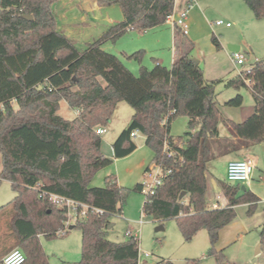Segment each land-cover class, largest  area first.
<instances>
[{
  "label": "trees",
  "instance_id": "trees-1",
  "mask_svg": "<svg viewBox=\"0 0 264 264\" xmlns=\"http://www.w3.org/2000/svg\"><path fill=\"white\" fill-rule=\"evenodd\" d=\"M57 1L0 0V181H11L16 191L0 207V262L17 247L26 256L23 264H50L40 236L61 235L65 219L64 209L49 198L53 193L103 210H90L73 224L82 233L79 264H138L140 240L127 234L124 241H112L107 228L112 216L123 213L129 193L142 191L143 183L125 187L109 175L104 186H90L98 170L136 150L131 133L138 129L153 151V162L172 168L144 201L143 212L159 221L176 218L186 240L206 229L209 255L217 264H227L216 248L221 229L233 221L237 205L247 204L252 215L261 199L241 184L224 180L219 184L228 202L211 208L207 163L250 143H264V59L243 71L254 90L255 111L230 126L221 117L214 84L188 57L194 44L179 27L174 32L178 54L170 67L142 65L135 75L105 48L130 30L146 31L165 23L176 0H98L119 4L124 20L82 49L58 29L53 12ZM244 1L255 18H264V0ZM139 55L136 51L128 57ZM228 85L245 84L239 78ZM63 99L79 110L73 119L58 114ZM120 101L128 102L134 113L112 143L111 158L101 152L97 129L106 128ZM241 101L239 96L228 104ZM179 115L188 117V130L174 137L171 123ZM220 123L240 140L221 137ZM165 141L174 156L164 152ZM261 237L264 244V224ZM155 264L175 263L163 259Z\"/></svg>",
  "mask_w": 264,
  "mask_h": 264
},
{
  "label": "rangeland",
  "instance_id": "rangeland-1",
  "mask_svg": "<svg viewBox=\"0 0 264 264\" xmlns=\"http://www.w3.org/2000/svg\"><path fill=\"white\" fill-rule=\"evenodd\" d=\"M182 1L177 0L179 4ZM194 4L200 5L201 11L205 13L208 25L214 24L216 20L223 19L231 21L232 28L225 25L213 26L209 33L202 25L199 33H202L200 40L196 42V48L190 52V57L201 59L200 68L205 70L208 79L215 80L216 92L220 100L234 98L231 94L233 87L229 88L226 83L236 81L241 77V71L248 69L255 63L254 59L264 58V19H257L244 0H191ZM110 9V15L121 21L124 18L123 10L119 4H106ZM209 5V8L207 7ZM250 15V20L243 15H236L239 6ZM236 12V13H235ZM198 24V23H197ZM205 32V33H204ZM161 33L163 45L159 46L157 37ZM216 36L224 43L226 50L233 43V39L242 42V53L246 56L244 65H235V62L225 51L218 49L212 41ZM228 37V38H227ZM229 39V40H228ZM173 32L171 25H165L160 29L151 30L148 33L140 34L138 30L128 31L115 42H108V51L118 55L125 65L135 74H139L140 67H153L156 58L164 59L165 66H172V53L169 44L172 45ZM77 47L81 48L80 42ZM253 46V49L251 48ZM139 51V59L130 58L128 55ZM222 68V69H221ZM229 90V91H228ZM244 92L246 88H241ZM224 110V107H222ZM222 110V111H223ZM228 110V109H227ZM226 111V109H225ZM134 109L126 101H120L113 113L110 123L106 126V133L102 135L101 152L112 157V143L128 125ZM58 114L65 119L76 117V110L71 108L66 100L60 101ZM188 130V117L179 115L173 119L171 134L174 137L183 135ZM137 149L130 155L118 158L114 162L96 172L90 182V186H104L109 175L117 176L120 185L132 188L137 183L149 181L146 170L153 164V151L145 143V135L139 133L134 138ZM254 143L252 146H257ZM264 157V146L260 147ZM234 156L229 153L212 159L207 163V171L215 182L226 180V165ZM261 198L264 197V158L255 169L251 185L241 182ZM212 185V184H211ZM216 186V185H215ZM213 187V185L211 186ZM216 189V187H215ZM224 193V192H223ZM210 206L217 197L215 193H209ZM16 196L11 181L2 179L0 181V207L8 204ZM208 196V198H209ZM146 195L143 191H131L124 203L123 213L112 216L111 226L107 228V238L121 242L128 238L129 229L137 230L140 238V250L148 251L151 256L141 255L139 264H155L163 259L173 261L175 264H190L189 261L196 260L198 264H217V259L209 255L211 242L206 229L200 230L191 240H186L177 224L176 218L159 221L143 212V204ZM247 204L236 206L233 221L221 229L219 239L216 243L217 250H222L226 257L227 264H264V244L262 243L261 231L264 224V209L258 206L252 215H248ZM144 216V223L139 224ZM163 226V229H158ZM6 227L2 222V228ZM70 242V243H69ZM42 244H45L54 264H79L82 253V233L78 228L69 229L67 237L58 236L55 238L42 237ZM70 259L64 262L62 251L66 245ZM17 248V247H15ZM14 249V248H13ZM61 251V253H60Z\"/></svg>",
  "mask_w": 264,
  "mask_h": 264
},
{
  "label": "crops",
  "instance_id": "crops-1",
  "mask_svg": "<svg viewBox=\"0 0 264 264\" xmlns=\"http://www.w3.org/2000/svg\"><path fill=\"white\" fill-rule=\"evenodd\" d=\"M190 2H192V1L191 0H185V1H182V3H183L182 5L179 4V6H178L177 0H176L175 10H174V13L172 15L173 19H176L179 16V14L187 8V6ZM238 6H239V11L237 13L235 12L236 15L246 16L250 20L251 14H248V12L242 7V5L241 6L238 5ZM207 7L209 8V5ZM110 9H111V5H109V7H108V6H106L105 3H100L98 0H59L53 4V12H54L55 17L57 19L58 29L60 31H62L64 34H66L68 37H70L75 42V44H77V42H80L81 46H83V47H81V49L85 48L89 42L100 37L111 25L124 20V18H123L121 21H116V19L110 15ZM188 21H189V33L186 35L193 42L194 48H196L195 47L196 42H198V40H200V37L202 35V33H199V28H201L202 25L204 26L205 29H208L207 31L209 33H211V31H212L210 29L211 27L217 26V25L211 24V23H210V25H208V22H207L206 17H205V13L203 11H201L200 5L194 4V3L189 10ZM225 22H231V21L227 20ZM165 25H171L172 26L173 41H172V45H171V43L169 44V48L171 49L172 62H173L175 60V58L177 57V54H178V48L176 47V44H175V33H174L176 26H173L170 22L166 21L165 23H163L159 26L153 27V28L146 30V31H139V32H140V34L143 35L145 33H148L151 30L160 29L161 27H165ZM226 27L232 28L233 24L231 23V26H226ZM179 28L183 32L182 28L181 27H179ZM130 31H134V30H130ZM212 41L218 49H220L221 51H225V53H227L228 56L230 58H232V60H233V52H235V51H233L229 48H228V50H226L224 43H222V41H220L219 38L216 36L212 37ZM157 42H158L159 46L163 45V38L161 36V33L157 37ZM230 45L239 46L238 51L242 52V42L241 41H239L237 39H233V43H230ZM162 47H164V46H162ZM105 48L107 50H109L108 44L105 45ZM251 48L253 49V46H251ZM190 54L191 53H189L188 57L190 59H192V57H190ZM160 58H156V63H161L162 65H164L165 64L164 59H160ZM263 59L264 58H260V59L256 58V59H254V61L256 63L257 61H260ZM200 63H201V59L199 60L198 64L197 63H195V64L200 65ZM255 63H252V66L255 65ZM235 65H238V64L235 63ZM242 71H241V73H242ZM203 74H204L205 80L208 83H213L214 87H215V80L208 79L205 76V70H203ZM241 77L244 79L243 80V82L245 84L244 86H239V87L238 86H229L228 85L229 82L226 83V86L228 87V89L231 87L234 88V90H232L233 92H231V94L232 93L236 94V97H234V98H227L226 97L225 99L220 100L218 98L219 95L217 94V92H216L217 90L215 87L216 101H217V104H218V107H219V110L221 113V117H222L223 121L226 122L230 126L233 123L243 122L248 116H250L255 111L256 100H255V96H254V90L250 86L249 81L247 79H245L243 75H241ZM243 87L246 88V91H244V92L241 90V88H243ZM239 96L242 98L240 105L228 104L229 101H231V100H233ZM222 107H224V110ZM225 109H226V111H225ZM130 121H131V119H130ZM219 127H220L221 137H228L230 139L240 140L239 138H236V137L231 136L229 134V131H228V129L224 123H220ZM252 144H254V143H250L248 146L242 147L240 150H238L236 152H231L234 154V156L232 158H230L227 162L226 173H227L228 163L230 161H233V160L250 158L255 162L256 168L258 167V165L260 164V160H262L264 158L263 155L261 154V151H260V147L262 145L264 146V143H259L257 146H252ZM112 157H114L113 148H112ZM114 160H117V159H114ZM206 174L208 177L209 193L211 192V193H215L217 195L216 199L214 201H212L211 208H214L213 204L215 203V201L219 205V208L224 207L227 204L228 199L225 196V194L223 193L219 182H215L214 179H211V183H210V177H209L208 171ZM114 177H115L116 182L120 185L117 176H114ZM226 180H227V176H226ZM211 184L213 185V187H211L212 186ZM250 185H251V181H250V183H248V186H250ZM215 187H216V189H215ZM246 188L249 189L247 186H246ZM249 190H251V189H249ZM258 197L261 199L259 206H261L264 209V197L263 198H261L260 196H258ZM209 199H210V196H209ZM235 210H236V208H235ZM67 235H68V233L65 235H59V236L67 237ZM42 237L43 236H40L41 243H42ZM42 246H43V248L47 254L49 263L54 264L51 261V258H50L48 251H47L48 249H47L46 245L42 244ZM63 247L65 249L62 251L63 255H61V256L63 257L64 262L67 263L68 260L70 259V255L68 254L69 250L66 249V248H68L67 244L64 245ZM60 253H61V251H60Z\"/></svg>",
  "mask_w": 264,
  "mask_h": 264
},
{
  "label": "built area",
  "instance_id": "built-area-1",
  "mask_svg": "<svg viewBox=\"0 0 264 264\" xmlns=\"http://www.w3.org/2000/svg\"><path fill=\"white\" fill-rule=\"evenodd\" d=\"M192 5L193 2H190L187 8L184 11H182L176 19H173L172 15H170L167 18V21L170 22L173 26L181 27L185 34L189 33L188 17H189V10L192 7ZM214 24L217 26H221V25L231 26V22H225L223 19L216 20ZM233 60L238 65H244L246 63V56L241 51H235L233 52ZM252 67L253 66L245 70H250ZM243 71L241 73L242 75H243ZM76 112L78 113L79 110H76ZM106 131L107 129L105 127H99L97 129V132L101 135L105 134ZM139 133H140L139 130L136 129L131 133V136L135 138ZM164 152L167 154L168 157L175 155V151L170 150L169 142L167 141H165L164 144ZM255 168H256V164L250 158L230 161L227 166V173H226L227 180L232 183H241V182L250 183ZM171 173H172L171 167H166L156 162H153V164L147 168L146 176L149 178V181L143 183V190H142L146 195L145 201H148L150 199V197L155 193L156 187L162 184L166 179V177ZM49 198L58 207L64 209V214H65V219L63 221L64 226L59 231V234L61 235H64L67 232V230H69V227L71 225L75 224L82 218L86 217L90 210H93L97 213L103 212V210L100 208L92 207L87 203H81L74 199L59 194L52 193L49 195ZM213 207L219 208V205L217 204L216 201L213 204ZM143 223H144V216H142L139 221L140 225H142ZM127 234H130L134 238L140 240L137 230L134 231L132 229H129ZM141 255L144 257H149L151 256V253L148 251L139 250V260ZM25 259L26 256L24 252L20 248H14L1 259L0 264H23L25 262Z\"/></svg>",
  "mask_w": 264,
  "mask_h": 264
},
{
  "label": "water",
  "instance_id": "water-1",
  "mask_svg": "<svg viewBox=\"0 0 264 264\" xmlns=\"http://www.w3.org/2000/svg\"><path fill=\"white\" fill-rule=\"evenodd\" d=\"M24 17L25 18H27V19H33V17H32V15H24ZM229 49H231V50H233V51H238L239 50V46H233V45H230L229 47H228ZM192 60L195 62V63H199V60L198 59H196V58H192ZM242 189L243 190H245L246 189V186L245 185H242ZM185 195V192H183L182 194H181V197H183ZM111 226V224L109 225V227ZM74 228V225H71L70 227H69V229H73ZM158 229L160 230V229H163V226H159L158 227Z\"/></svg>",
  "mask_w": 264,
  "mask_h": 264
}]
</instances>
